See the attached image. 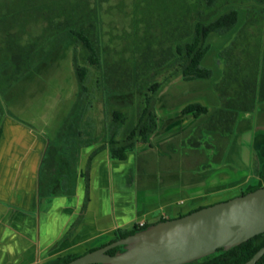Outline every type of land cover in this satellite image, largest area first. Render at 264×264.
<instances>
[{"label": "rangeland", "instance_id": "1", "mask_svg": "<svg viewBox=\"0 0 264 264\" xmlns=\"http://www.w3.org/2000/svg\"><path fill=\"white\" fill-rule=\"evenodd\" d=\"M205 6L203 0H0V119L14 118L54 140L61 130L69 133L72 120L80 115V110L93 104L90 116L97 125L96 137L108 143L107 129L113 124L112 110L121 108L128 121L135 118L144 105L148 87L156 82L165 83L166 90H173L172 95L160 96V117L167 110L164 98L169 110L192 103L203 104L202 100H217L209 89V80L183 81L179 69L181 58L176 54L172 57L179 44L192 41L197 21L213 13ZM232 6L240 13L238 26L226 36L209 37L207 43L212 46V51L204 64L221 71L220 65L225 64L226 54H231L237 62L240 58V67L244 71L262 74L264 5L256 0H218L217 10ZM92 16L97 17L96 30L105 64L97 69L88 66L86 85L89 94L78 102L79 110L74 112L81 92L76 68L88 63L87 52L72 34L68 19L75 24ZM73 28H79V24ZM18 47L26 51L20 73L12 60ZM129 85L127 91L133 92L134 101L122 108L110 97L116 95L119 88ZM257 111L262 120L254 131L257 132L256 141L264 135V106L258 105ZM65 122L66 129L63 128ZM190 132L176 137V156L197 155L199 190L206 186L203 184L212 179L218 168L232 174L257 169L254 158L251 166L248 162L262 151L255 149L256 142H252L249 128L240 129L238 134L236 131L222 147L215 142V135L204 132L198 140L201 143L199 149L191 148L188 142L179 143L186 141ZM64 136L67 139L71 135L64 134L62 138ZM259 156L264 158V154ZM177 163L178 160L173 165L177 177L188 175L185 163L181 166ZM206 164L208 167L202 169ZM161 178L170 180L169 176ZM153 180L156 182V173ZM160 185L157 195L164 196L160 189L170 186L167 181ZM243 192L249 191L225 193V197H214L207 205L230 200L228 196L237 197Z\"/></svg>", "mask_w": 264, "mask_h": 264}, {"label": "crops", "instance_id": "2", "mask_svg": "<svg viewBox=\"0 0 264 264\" xmlns=\"http://www.w3.org/2000/svg\"><path fill=\"white\" fill-rule=\"evenodd\" d=\"M239 61L240 58L231 68L220 65L223 70L209 84L217 100L201 101L210 109L201 118L184 116V107L169 110L164 98L167 110L163 117L158 110L157 132L137 144L125 161L111 159L109 144L104 140L72 149L71 137L60 138V131L53 140L14 118L0 119V264H50L70 254L82 256L93 248H102L118 229L131 230L141 223L150 225L178 217L208 206L214 197L222 199L233 191L251 192L264 187V158L259 156L264 154V135L256 141L254 132L262 120L257 110L258 105L264 106L259 96L264 76L244 71ZM227 75L232 84L226 83ZM172 93V89H164L160 96ZM254 104V109L249 110ZM244 127L250 129L255 149L262 151L248 162L251 166L254 158L257 169L250 173L239 169L241 174H232L218 168L199 190L198 157L176 156V137L191 131L190 137L179 143L188 142L191 148L199 149V138L210 132L222 147L225 140ZM50 147L58 153L52 154L46 165ZM93 154L89 202L83 212L85 176ZM177 160L178 166L185 163L188 175L177 177L173 166ZM207 167L206 164L202 169ZM161 176H169L170 180ZM165 181L170 187L160 189L164 196L157 195V186Z\"/></svg>", "mask_w": 264, "mask_h": 264}, {"label": "trees", "instance_id": "3", "mask_svg": "<svg viewBox=\"0 0 264 264\" xmlns=\"http://www.w3.org/2000/svg\"><path fill=\"white\" fill-rule=\"evenodd\" d=\"M259 4L264 5V0H256ZM205 7L209 10H213V13L206 19H201L197 21L194 28V35L192 41L179 44L176 47L175 53H172V57L179 56L181 58V63L179 65L180 77L185 82H191L195 80H211L214 76V70L212 68L205 66V60L212 51V46L209 45L208 39L212 35L217 36H226L231 34L238 26L239 23V11L232 7H229L226 10L218 11V0H203ZM97 17L92 16V18L86 17V21H79L78 23L68 19V25L72 34L77 38V41L82 43L84 49L87 52V66H77L76 73L78 76V81L80 85L81 92L78 95V100L75 104V111L79 110L78 102L84 97L88 96L89 89L86 85V79L88 77V66L91 68H102L105 64L103 57L102 44L98 38V32L96 30L98 24L95 20ZM73 20V19H72ZM79 24V28L74 29L75 25ZM26 54V51L21 50L18 47V51L15 55H12L13 61L17 66V71H21V65L23 63V57ZM228 55V54H226ZM229 56V57H228ZM227 62L228 65H235L234 62L237 60L231 54L228 55ZM234 70V69H233ZM179 71V70H178ZM124 88V89H123ZM165 88V83L156 82L148 87L147 94L145 96L144 105L140 111L137 112L135 118H127L126 113L122 111L121 108L112 110V126L109 127V150L110 158L118 161H125L128 157V154L132 152L137 144L144 143L148 138L154 135L159 127V115H158V103L160 99V93ZM130 90V85L122 88H119V92L116 95L110 97L112 102H117L121 107H126L128 104L133 103L135 95L133 92H128ZM127 91V92H126ZM262 99H264V86L263 92L261 94ZM110 101V100H109ZM126 105V106H125ZM93 109V104H87L80 110V115L75 117L72 120V125L70 132L67 133L65 130L60 131V138L65 134L71 135L70 147L73 149L90 147L96 143L99 139L96 137L97 134V125L94 117L90 116V113ZM209 108L200 103L188 104L183 108V115H192L194 118L198 119L204 115H207ZM133 127L130 129V122ZM67 122V121H66ZM64 123L63 128L66 129L67 125ZM71 149V150H72ZM63 151V150H62ZM57 150L53 147L48 149L47 157L44 163L47 165V161L53 154L57 155ZM95 154H93L88 162V167L86 171V201L83 207V212L87 208L89 202V171L91 163ZM246 193H241L244 195ZM198 209L189 211L188 213L179 215L178 217L190 214ZM177 217V218H178ZM169 219H160L162 222ZM154 223V224H156ZM152 225V224H150ZM150 225H145L143 227H135L131 230L118 229L114 233V237L109 240L102 247L111 244L120 239H124L130 235H133L139 231H143L148 228ZM264 247V233L254 237L242 245L235 247L229 251L224 249H219L215 254L208 256L204 259L195 261L190 264H245L250 261L253 256ZM119 248V247H118ZM118 248L112 249L109 251L110 255H114ZM99 248H93L88 252L97 250ZM79 254H70L67 256L59 257L52 261L50 264H67L75 259L79 258ZM257 264H264V256Z\"/></svg>", "mask_w": 264, "mask_h": 264}, {"label": "water", "instance_id": "4", "mask_svg": "<svg viewBox=\"0 0 264 264\" xmlns=\"http://www.w3.org/2000/svg\"><path fill=\"white\" fill-rule=\"evenodd\" d=\"M264 233V187L150 225L67 264H190ZM124 247L110 255L112 249ZM264 247L245 264H257Z\"/></svg>", "mask_w": 264, "mask_h": 264}, {"label": "flooded vegetation", "instance_id": "5", "mask_svg": "<svg viewBox=\"0 0 264 264\" xmlns=\"http://www.w3.org/2000/svg\"><path fill=\"white\" fill-rule=\"evenodd\" d=\"M228 55H230V54H228ZM228 55H226V57H225V64L227 65V66H229L227 63H226V59L229 57ZM228 56V57H227ZM207 59V58H206ZM220 67V66H219ZM230 68H231V65L229 66ZM214 70V76H213V78L211 79V80H209V81H212L213 79H214V77H215V74H217V73H219L220 71H216L215 69H213ZM260 74V73H259ZM260 75H263L264 76V71L262 72V74H260ZM228 76V79H227V77H226V79H227V81H226V83L227 84H232L231 83V81L229 80V75H227ZM263 86H264V84H262L261 83V86L259 87V96L261 97V94H262V92H263ZM260 100V99H259ZM186 107V106H185ZM254 107H255V104L254 105H251V107H249V110H253L254 109ZM209 112H210V109H209ZM208 112V113H209ZM184 116H188V115H184ZM192 116V115H191ZM205 116V115H204ZM203 117V116H202ZM128 158V157H127ZM127 160V159H126ZM209 206V205H208ZM198 208H200V207H198ZM198 208H196V209H198ZM167 219V218H166ZM118 250H120V251H124V247H119L118 248ZM117 250V251H118Z\"/></svg>", "mask_w": 264, "mask_h": 264}, {"label": "built area", "instance_id": "6", "mask_svg": "<svg viewBox=\"0 0 264 264\" xmlns=\"http://www.w3.org/2000/svg\"><path fill=\"white\" fill-rule=\"evenodd\" d=\"M143 226H145L143 223H141V224L139 225V227H143Z\"/></svg>", "mask_w": 264, "mask_h": 264}]
</instances>
